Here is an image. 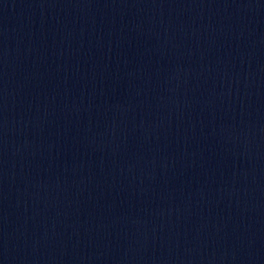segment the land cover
<instances>
[{
    "label": "water",
    "instance_id": "1",
    "mask_svg": "<svg viewBox=\"0 0 264 264\" xmlns=\"http://www.w3.org/2000/svg\"><path fill=\"white\" fill-rule=\"evenodd\" d=\"M0 264H264V0H0Z\"/></svg>",
    "mask_w": 264,
    "mask_h": 264
}]
</instances>
